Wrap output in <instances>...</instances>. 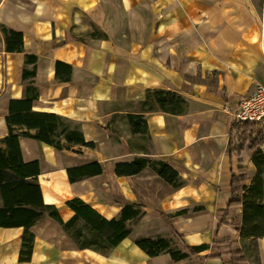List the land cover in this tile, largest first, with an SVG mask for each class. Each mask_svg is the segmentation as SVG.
<instances>
[{"label": "crops", "instance_id": "0c3cea01", "mask_svg": "<svg viewBox=\"0 0 264 264\" xmlns=\"http://www.w3.org/2000/svg\"><path fill=\"white\" fill-rule=\"evenodd\" d=\"M0 24L23 35V52H7L0 33V138L7 134L9 100L25 97L28 52L37 56L32 109L73 121L94 144L59 150L19 138L23 161L38 162L42 201L54 204L64 221L73 215L65 205L72 197L107 219L119 217L125 203L143 210L127 220L130 235L106 255L78 248L49 216L28 228L0 226V264H231L212 250L217 238L234 242L246 258L241 264H264V234L239 236L226 223L240 218L241 205L230 207L225 221L217 217L231 199L232 175L244 169L246 184L254 170L248 145L231 151L229 129L242 99L256 83L264 85V0H0ZM56 62L71 66L69 81L55 77ZM157 89L182 99L171 111H141L147 91ZM138 113L144 133L130 130L127 116ZM112 117L125 119L126 135L111 136ZM142 135L146 150L126 139L142 141ZM259 149L264 153V143ZM137 156L165 161L181 185L148 166L115 173L116 164ZM93 161L100 174L68 180L66 168ZM103 182L114 192L111 200L97 192ZM172 230L180 236L178 247L209 248L175 262L168 253L148 256L133 242L137 236L170 238ZM23 241L30 246L25 255Z\"/></svg>", "mask_w": 264, "mask_h": 264}, {"label": "trees", "instance_id": "16d2710c", "mask_svg": "<svg viewBox=\"0 0 264 264\" xmlns=\"http://www.w3.org/2000/svg\"><path fill=\"white\" fill-rule=\"evenodd\" d=\"M0 33L7 52H23V35L21 31L0 24ZM37 56L24 52L22 80L26 81L25 97L10 99L8 114L5 116L7 134L0 138V195L3 205L0 207V226H23L28 228L43 216L56 220L63 231L73 240L78 248H91L101 254H108L121 240L129 236L131 228L127 220L142 215L140 203H125L120 209L119 217L105 218L80 197H72L65 205L73 211V215L64 221L54 204L44 203L37 180L39 165L37 161L24 162L19 144L20 137L38 139L41 142L59 150L71 149L73 146L93 148V142H86L81 130L73 121L58 114L45 111H34L33 102L38 98V88L30 84L35 76ZM31 65V68H27ZM71 66L56 62L55 77L60 82L69 81ZM180 95L170 90H149L141 102V111L165 110L171 111L173 106L181 101ZM128 123L134 133H144L146 122L142 113L128 114ZM231 151H241L245 145L253 150L251 161L256 169V175L264 170V155L259 146L264 143V121L234 120L229 129ZM150 167L161 178L174 187L181 185L182 180L163 160H153L137 156L129 163L115 165L117 175H130L139 172L144 167ZM102 172L97 161L66 168L70 182L97 175ZM247 180L245 170L231 177V199L225 208L217 211L221 222L225 221L230 207L241 205V216L231 217L226 223L232 226L239 236H259L264 234V210L262 199L264 193L255 191L254 197L248 198L246 190L253 189L243 182ZM180 236L171 231V237L151 238L137 236L133 242L148 256L168 253L175 262L192 259L209 248V244L183 245L178 247ZM30 246L23 241L22 254ZM27 248V249H28ZM217 256L227 258L231 264H241L246 258L243 252L235 250L231 239H214L211 245ZM26 259L25 256L21 257Z\"/></svg>", "mask_w": 264, "mask_h": 264}, {"label": "rangeland", "instance_id": "374dc122", "mask_svg": "<svg viewBox=\"0 0 264 264\" xmlns=\"http://www.w3.org/2000/svg\"><path fill=\"white\" fill-rule=\"evenodd\" d=\"M3 93H4V89L0 92V95H2ZM111 121L113 122V125L109 130L111 136H116L121 134L126 135L125 133L127 131V127L125 126V122H126L125 119L119 117H112ZM142 138H143L142 141L140 139L132 138V137L131 138L128 137L126 139L129 142V144L135 146V148H143L144 150H146L148 146V141L145 135H142ZM256 172L257 171L254 167V170L250 173L249 180L246 183V185L250 187L253 184L252 185L253 187H251L253 189L246 190V196L248 198L254 197L256 190L264 193V170L259 172L257 175ZM97 192H99L101 196L106 197L108 200H111L110 193H114L113 190L110 189L109 184L104 182L101 185V189H99ZM118 193L121 194L120 191H118ZM162 233H165V231H163Z\"/></svg>", "mask_w": 264, "mask_h": 264}, {"label": "built area", "instance_id": "2783aa9c", "mask_svg": "<svg viewBox=\"0 0 264 264\" xmlns=\"http://www.w3.org/2000/svg\"><path fill=\"white\" fill-rule=\"evenodd\" d=\"M236 120L264 121V85L256 83L252 92L239 104L235 113Z\"/></svg>", "mask_w": 264, "mask_h": 264}]
</instances>
